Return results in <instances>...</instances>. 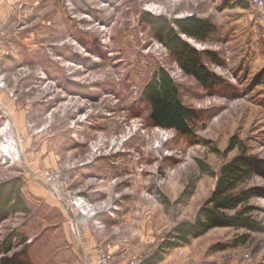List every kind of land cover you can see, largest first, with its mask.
Instances as JSON below:
<instances>
[{"label":"rangeland","instance_id":"1","mask_svg":"<svg viewBox=\"0 0 264 264\" xmlns=\"http://www.w3.org/2000/svg\"><path fill=\"white\" fill-rule=\"evenodd\" d=\"M190 17L213 26L205 41L182 36L205 53L212 88L156 33ZM162 69L199 113L191 136L149 120L142 94ZM243 152L264 159V17L252 1L0 0V264H95L99 250L146 264ZM251 204L264 224V199ZM152 264H264V232L214 229Z\"/></svg>","mask_w":264,"mask_h":264},{"label":"trees","instance_id":"2","mask_svg":"<svg viewBox=\"0 0 264 264\" xmlns=\"http://www.w3.org/2000/svg\"><path fill=\"white\" fill-rule=\"evenodd\" d=\"M175 25L177 31L165 21H158L155 29L159 39L177 57L180 66L188 75L208 88L214 87L217 77L205 66L202 60L205 53L197 51L182 38L185 36L205 41L213 26L209 21L194 17L178 20ZM210 57L214 61L217 59L214 53L210 54ZM142 98L150 107L149 120L154 127L175 130L187 136L192 135V126L199 119V113L183 104L180 89L168 72L162 69L155 73L152 81L146 85ZM203 171L212 173L207 167H203ZM255 178L264 179V159L243 152L223 165L214 191L200 207L195 219L174 227L158 251L145 263L162 261L169 250L190 245L193 240L214 229L231 228L245 229L253 233L264 232V224L254 218L258 208L251 204L253 199H264V187L244 186L246 182ZM9 194L12 195L11 192ZM6 203L0 206V212L6 210ZM11 209L14 213L24 211L20 203L13 205ZM249 237L245 234L239 240L245 244Z\"/></svg>","mask_w":264,"mask_h":264},{"label":"built area","instance_id":"3","mask_svg":"<svg viewBox=\"0 0 264 264\" xmlns=\"http://www.w3.org/2000/svg\"><path fill=\"white\" fill-rule=\"evenodd\" d=\"M250 1H252L253 4L257 6L259 10V14L262 17H264V0H250ZM42 178L47 182H52L54 180V177L50 174V172H44ZM95 264H133V262L128 261L124 263H116L115 258L111 252L99 250L95 258Z\"/></svg>","mask_w":264,"mask_h":264},{"label":"bare ground","instance_id":"4","mask_svg":"<svg viewBox=\"0 0 264 264\" xmlns=\"http://www.w3.org/2000/svg\"><path fill=\"white\" fill-rule=\"evenodd\" d=\"M5 155H7V153H4ZM7 157V156H6Z\"/></svg>","mask_w":264,"mask_h":264}]
</instances>
